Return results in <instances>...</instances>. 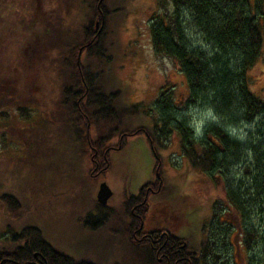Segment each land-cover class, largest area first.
Returning <instances> with one entry per match:
<instances>
[{
    "label": "trees",
    "instance_id": "obj_1",
    "mask_svg": "<svg viewBox=\"0 0 264 264\" xmlns=\"http://www.w3.org/2000/svg\"><path fill=\"white\" fill-rule=\"evenodd\" d=\"M4 1L0 3V108L17 106L20 117L29 121L33 114L29 112L31 109L27 112V102L38 104L41 124L36 127L51 125L55 117H62L67 132L90 156L92 177L104 175L110 169L111 153L119 147L124 149L129 137L143 134L156 156L154 169H159L157 146L176 133L182 152L193 167L214 182L219 177L226 178L223 183L226 203H214L212 217L202 229L201 247L192 248V264H210V258H220L219 247L229 249L230 244L219 231L230 230L232 223L236 224L232 214L238 215L243 231V252L247 259L255 260L258 239L264 241V101L250 90L248 74L262 55L264 14L260 9L264 0H255V6L251 0H158L150 26L155 51L173 60L184 74L190 104H202L210 114L205 126L198 129L173 111L171 95L162 91L157 102L161 117L152 129L140 127L135 132L126 128V119L141 112V103L121 102V93L106 86L107 72L104 74L100 68L111 57L104 47L105 35L98 34L94 26L103 16L105 24L114 16L108 0L101 4V0H75L72 4L59 0L47 2L40 10L34 1ZM70 11L85 13L80 37L68 26L71 22L66 15ZM192 27L212 51L207 53L196 47L186 35ZM36 42H40L39 48L34 45ZM84 56L88 58L87 64L81 62ZM0 118L8 119L9 113H0ZM259 120L258 135L239 140L231 132L241 124L251 125ZM28 134L27 130L22 136L25 146L21 151L26 153ZM235 168L242 173L233 177L242 180L233 179L232 183L229 171ZM95 203V213L87 215L83 222L90 232L102 231L113 222L120 226L124 222L138 225L131 213L135 206L141 209L145 231L155 230L148 227L150 207L143 188L127 199L119 216L121 221L113 216L116 213L108 214V205ZM7 205L10 214L23 207L17 197L12 202L9 198ZM17 214H11V227L16 228L9 231L13 234L7 239L14 246L0 260L9 257L19 264H33L37 254L47 261L41 259L40 264H98L56 250L40 228L17 224ZM257 218L262 222L259 230L253 222ZM129 237L133 243V237ZM170 239L175 243L184 240ZM131 247L136 250L133 254L136 264H160L137 244ZM169 255L173 256L170 264H185L179 263L178 253L171 251Z\"/></svg>",
    "mask_w": 264,
    "mask_h": 264
},
{
    "label": "rangeland",
    "instance_id": "obj_2",
    "mask_svg": "<svg viewBox=\"0 0 264 264\" xmlns=\"http://www.w3.org/2000/svg\"><path fill=\"white\" fill-rule=\"evenodd\" d=\"M3 1L0 0V3ZM33 1L40 10L47 2L51 4L59 0H30L31 3ZM74 1L69 0V3ZM108 3L114 16L106 24L103 16L94 26L98 34L105 35L104 47L111 57L100 68L104 74L107 72L106 86L112 92L121 93V102L130 105L141 103L138 115L127 116L126 128L130 132L140 127L152 129L161 117L157 102L164 91L171 95L173 111L185 116L191 125L202 129L210 110L204 109L202 104H190L184 74L173 60L157 55L153 46L150 26L158 0H108ZM251 3L255 6V0H251ZM169 9L172 10V7L169 6ZM260 10L264 14V2ZM71 12L66 15L71 22L68 26L73 27L74 33L80 37V25L85 13ZM186 35L197 48L207 53L212 51V47L200 38L197 29L192 27ZM39 44L36 42L34 45L39 48ZM82 58L81 62L87 64L88 58ZM248 76L250 90L264 101V43L262 55ZM26 107L27 112L31 109L29 112L33 114L29 121L20 117L17 106L12 107L14 109L0 108V113H9L8 119L0 118V204H8L9 198L11 202L15 201V197L20 199L23 207L13 211L18 212L17 224L40 228L56 250L76 259H90L98 264H136L133 260L136 250L131 247L133 243L129 235L132 237V234L127 223L122 222L120 226L118 222H113L106 229L98 232L92 230V233L83 222L87 215L95 213V202L102 184H107L113 191V197L107 204L110 208L108 214L116 213L113 216L118 219L127 199L139 194L143 187L150 207L148 227L156 230L170 225L179 232L178 235L189 238L196 249L201 247L204 234L201 237L200 234L212 217L214 203H226L223 188L226 178L219 177L216 183L206 173L193 167L182 152L176 133L164 138L161 146H157L161 160L159 169H154L156 156L147 136L143 134L129 137L124 149L119 147L111 153L110 169L104 175L92 177L90 156L67 132L62 117H55L51 125L36 127L41 124V108L31 101L27 102ZM259 122L241 124L240 128L231 132L239 140H245L258 135L256 126ZM27 130L32 135L31 139L27 135L30 154L21 151L25 146L22 136ZM31 153L36 156L33 157ZM229 172L232 183L234 177L242 173L238 168ZM237 179L235 181L242 180ZM5 194L11 196L1 198ZM7 204L3 205L4 208L0 205V239L5 240L11 239L13 232L9 231L16 228L11 227L13 213L8 212ZM231 218L236 220L234 216ZM259 218L253 221L257 230L259 223H262ZM125 221L128 222V219ZM258 242L255 260L247 259L246 254L240 252L229 259L210 258L209 262L264 264V241L258 239Z\"/></svg>",
    "mask_w": 264,
    "mask_h": 264
},
{
    "label": "flooded vegetation",
    "instance_id": "obj_3",
    "mask_svg": "<svg viewBox=\"0 0 264 264\" xmlns=\"http://www.w3.org/2000/svg\"><path fill=\"white\" fill-rule=\"evenodd\" d=\"M96 24H98V22ZM149 190H152V189L149 188ZM10 196L11 195L5 194L1 198L4 197L5 199H8ZM6 204L7 203L2 202L0 205H2L3 207V205H6ZM137 211L139 213H137ZM131 213L138 220V225H128L129 226L128 230L132 234L133 243L137 244L140 250L144 254H145V251H148L147 255L153 256V259L158 260L157 262H159L160 264H170L171 259H173V256H170L169 253L173 251L179 254L180 256L178 260L179 263L184 262L185 264H192L193 244L191 243L189 238H183L182 236L178 235L179 232L177 233L173 229V227L170 225L163 227V229H156V231L155 230L145 231V221L143 219L141 209L135 206V208L131 210ZM232 216L235 217L236 224L232 223L233 226L231 227L230 230L223 229L219 231V234L222 236V238H225V240H227L228 243L230 244L229 249L224 247L226 248V250L221 249L220 247L218 248L217 246L218 254H220L221 259L223 258L229 259L230 257H233L234 254L243 252L245 250V247L242 246L241 236L243 234V231L241 229L240 222L238 220L239 219L238 215L232 214ZM166 219H167V216L165 218V221H167ZM157 227H160V226H157ZM202 234H203V231L201 232L200 237ZM170 237L172 239H174L175 237H180V238H183L184 240L175 243L170 239ZM13 246L14 244L11 245L10 240L0 239L1 258L8 252L7 249L13 248ZM254 251L256 252V250ZM182 256H183V260L185 261L182 260ZM33 258L36 260V262L33 264H40L41 263L40 260L44 259L42 256H38L37 254H35ZM237 258H238V255H237ZM0 264H19V263L14 262L13 259L9 257H5L0 260ZM22 264H32V263H22Z\"/></svg>",
    "mask_w": 264,
    "mask_h": 264
},
{
    "label": "water",
    "instance_id": "obj_4",
    "mask_svg": "<svg viewBox=\"0 0 264 264\" xmlns=\"http://www.w3.org/2000/svg\"><path fill=\"white\" fill-rule=\"evenodd\" d=\"M113 197V191L107 184H102L97 194V201L100 205L106 206L109 200Z\"/></svg>",
    "mask_w": 264,
    "mask_h": 264
},
{
    "label": "bare ground",
    "instance_id": "obj_5",
    "mask_svg": "<svg viewBox=\"0 0 264 264\" xmlns=\"http://www.w3.org/2000/svg\"><path fill=\"white\" fill-rule=\"evenodd\" d=\"M199 129V128H198Z\"/></svg>",
    "mask_w": 264,
    "mask_h": 264
}]
</instances>
